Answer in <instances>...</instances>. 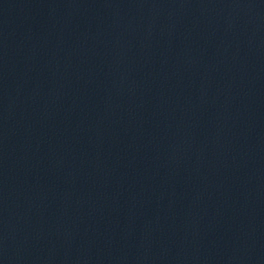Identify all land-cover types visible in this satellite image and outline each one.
Returning a JSON list of instances; mask_svg holds the SVG:
<instances>
[{
    "label": "water",
    "instance_id": "obj_1",
    "mask_svg": "<svg viewBox=\"0 0 264 264\" xmlns=\"http://www.w3.org/2000/svg\"><path fill=\"white\" fill-rule=\"evenodd\" d=\"M0 264H264V0H0Z\"/></svg>",
    "mask_w": 264,
    "mask_h": 264
}]
</instances>
